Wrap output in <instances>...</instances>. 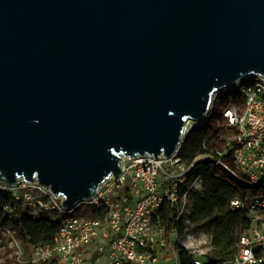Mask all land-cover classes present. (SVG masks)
I'll list each match as a JSON object with an SVG mask.
<instances>
[{
    "label": "water",
    "instance_id": "obj_1",
    "mask_svg": "<svg viewBox=\"0 0 264 264\" xmlns=\"http://www.w3.org/2000/svg\"><path fill=\"white\" fill-rule=\"evenodd\" d=\"M264 75V0H0V179L66 210Z\"/></svg>",
    "mask_w": 264,
    "mask_h": 264
},
{
    "label": "built area",
    "instance_id": "obj_2",
    "mask_svg": "<svg viewBox=\"0 0 264 264\" xmlns=\"http://www.w3.org/2000/svg\"><path fill=\"white\" fill-rule=\"evenodd\" d=\"M221 91L228 92L225 94L228 104L220 109L223 122L218 127L232 133L226 138L224 150H215L214 156L200 155L196 160L208 156L214 166L221 167L237 184L261 185L264 183V75H248ZM215 103L218 101L213 97L203 119L186 123L185 134L208 120ZM179 148L170 157L160 154L155 158L148 153L121 156L118 178L108 175L90 198L69 210L63 207L62 197L55 196L37 179L13 185L1 182L0 188L11 191L14 201L30 208L33 215L45 214L59 220L52 243L34 247L33 261L61 258L66 264H159L158 249L166 246V229L159 220L153 221L154 214L164 203L176 208L175 219L188 211L186 194L180 193V187L193 163L188 166L180 161ZM225 157L230 158L231 166L224 161ZM160 173L164 176L162 181H159ZM200 184L197 177L191 187L199 188ZM82 205H102L106 214L103 218L82 215L79 213ZM230 205L244 208L250 225L239 238L237 254L226 264H264V200L256 198L247 205L235 197ZM104 230L109 236L95 243ZM187 237L184 247L196 256L195 264H201L198 256L205 254L200 252L202 242L195 244L190 235ZM172 252L171 264H178L175 244ZM100 255L105 257L103 263L98 261Z\"/></svg>",
    "mask_w": 264,
    "mask_h": 264
},
{
    "label": "trees",
    "instance_id": "obj_3",
    "mask_svg": "<svg viewBox=\"0 0 264 264\" xmlns=\"http://www.w3.org/2000/svg\"><path fill=\"white\" fill-rule=\"evenodd\" d=\"M227 104V97L221 96L208 120L193 127L180 145L177 154L180 161L188 166L193 163L186 173L185 183L180 187V193L186 194L188 211L175 219L176 208L164 203L153 216V221L159 220L166 231L175 232L178 237L189 226L204 228L210 238L211 249L200 255L204 258L198 256L201 264H226L239 250V238L250 221L244 208L231 207V200L239 197L247 205L256 198L264 200V183L252 187L239 185L221 167L214 166L208 157L214 156L215 150H224L226 138L232 133L230 129L218 127L223 122L220 109ZM205 154L208 156L196 160ZM224 161L232 165L229 157H225ZM197 177L201 180L200 187H191ZM81 208V214L89 217L103 218L106 214L102 205H82ZM8 225L24 242L35 247L52 243L59 229V220L45 214L33 215L30 208L14 201L11 191L0 188V226ZM175 248L178 264H195L196 256L178 241Z\"/></svg>",
    "mask_w": 264,
    "mask_h": 264
},
{
    "label": "rangeland",
    "instance_id": "obj_4",
    "mask_svg": "<svg viewBox=\"0 0 264 264\" xmlns=\"http://www.w3.org/2000/svg\"><path fill=\"white\" fill-rule=\"evenodd\" d=\"M225 94H228V92H223L220 90L215 92L213 94V97H216V101H219L221 96ZM163 177L164 176L160 173L159 181H162ZM22 180L25 179L18 177L15 183L21 182ZM1 182H3V180L0 179V183ZM81 211L82 208L79 209L80 214ZM188 235H190L191 240H193L195 244H197V242L199 241L202 242V244L199 245L201 248V254L207 253L211 249V246L209 244L210 238L202 227H199L197 225L189 226L181 237H178L175 232L166 231V246L163 249L169 252V257L171 258V261L174 260L172 246L177 241L179 242V244L184 246L188 239ZM199 257L201 259L204 258L200 255ZM34 258V247L24 242L18 236L17 232L11 225L0 226V264H66L61 258L53 260L54 263L51 260L47 262L33 261ZM98 261L100 263L104 262L105 257H100Z\"/></svg>",
    "mask_w": 264,
    "mask_h": 264
},
{
    "label": "crops",
    "instance_id": "obj_5",
    "mask_svg": "<svg viewBox=\"0 0 264 264\" xmlns=\"http://www.w3.org/2000/svg\"><path fill=\"white\" fill-rule=\"evenodd\" d=\"M109 235L107 234V230H104L102 232V234L97 238V240L95 241V243H97L100 239H105L107 238ZM94 243V244H95ZM163 248H159L158 249V255H159V264H171L172 261H171V258L169 257V252L167 250H162ZM90 254L91 251L89 252ZM93 255V254H92ZM100 257L102 258L103 256L100 255ZM99 257V258H100ZM103 263V262H101Z\"/></svg>",
    "mask_w": 264,
    "mask_h": 264
}]
</instances>
